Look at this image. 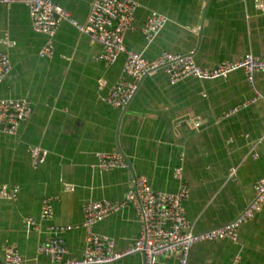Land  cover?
I'll list each match as a JSON object with an SVG mask.
<instances>
[{
    "label": "crops",
    "instance_id": "1",
    "mask_svg": "<svg viewBox=\"0 0 264 264\" xmlns=\"http://www.w3.org/2000/svg\"><path fill=\"white\" fill-rule=\"evenodd\" d=\"M52 1L85 23L95 0ZM134 1L135 28L125 43L148 59L166 51L213 69L248 54L264 57V10L257 7L264 0ZM152 12L168 22L147 46L142 28ZM46 41L33 30L27 6L0 5V52L9 55L12 66L0 84V100L26 99L33 106L17 135L0 132V187L20 189L16 200L0 198V259L6 247L16 245L27 264L49 262L38 249L55 236L49 230L54 225L74 227L57 236L72 258H81L87 238L84 205L122 200L135 174L146 176L161 192L175 194L186 185L190 198L184 209L197 233L225 227L243 214L255 199L256 182L264 178V72L255 74L252 85L243 71L224 79L190 77L176 83L157 71L141 80L127 108L117 109L103 99L124 76L125 55L114 64L101 61L103 47L65 22L56 33L52 59L39 55ZM100 79L107 81L104 91ZM235 108L237 113L225 117ZM31 146L49 152L37 169L30 162ZM98 152L120 153L132 169H94ZM46 198L54 199L55 213L42 221ZM30 217L40 232L27 226ZM94 230L113 239L121 252L140 237L141 223L135 209L126 207ZM157 261L179 264L180 254ZM112 264H144V255ZM189 264H264V207L241 226L237 242L195 244Z\"/></svg>",
    "mask_w": 264,
    "mask_h": 264
},
{
    "label": "built area",
    "instance_id": "2",
    "mask_svg": "<svg viewBox=\"0 0 264 264\" xmlns=\"http://www.w3.org/2000/svg\"><path fill=\"white\" fill-rule=\"evenodd\" d=\"M245 1V0H243ZM0 5H25L28 7L33 30L47 37L40 50V57L52 59L55 55V36L62 23L74 26L80 33L87 35L92 41L99 43L104 53L100 60L114 64L125 55L124 76L115 82L107 91L104 101L113 108L125 109L136 95L141 80L157 71H163L171 83L194 77L202 81L224 79L237 71L246 73L248 81L253 85L256 73L264 72V57L252 54L245 55L236 62H222L216 68L204 69L193 57L170 52H162L155 59H148L143 53L128 49L125 35L135 28V12L138 4L134 0H95L85 23L76 21L69 11L52 0H0ZM257 7L264 10V3ZM168 19L152 12L142 28L146 45H151L164 29ZM12 70L8 54L0 52V84ZM99 90L107 87L105 79L99 80ZM261 95L258 94V98ZM256 99V101H257ZM248 104V103H247ZM245 104V106L247 105ZM239 108L228 112L225 117L237 113ZM33 114L31 101L26 99L0 100V132L15 136L21 125ZM200 127V122L196 123ZM49 152L40 146L29 148V158L34 169L42 166ZM94 169L108 171L113 169L131 170V163L120 153L98 152L95 154ZM181 177V172L178 173ZM255 199L246 207L243 214L225 227L204 233L194 231L188 220L184 203L190 198V190L182 185L178 193H167L155 190L144 175H134L132 185L125 197L120 201H89L84 205V222L86 230V248L79 259L72 258L65 241L59 234L71 231L72 226H51L50 232L55 236L38 249L39 254L49 257L50 261L42 264H112L135 253L144 255V264H159L157 258L162 255L179 253V264H189L192 247L203 241L229 240L237 242L243 224L251 222L264 207V178L255 184ZM19 186L0 187V198L16 200ZM126 207H133L141 223V235L133 246L125 251H117L113 239L98 234L94 228ZM54 199L43 201L41 220L54 217ZM32 231L40 232L37 221L30 217L26 221ZM0 264H27L16 245H9L5 257ZM38 264V263H37Z\"/></svg>",
    "mask_w": 264,
    "mask_h": 264
}]
</instances>
